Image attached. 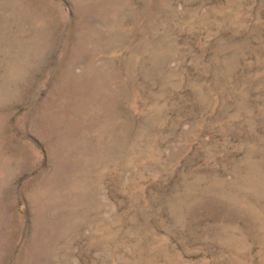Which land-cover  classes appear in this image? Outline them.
Masks as SVG:
<instances>
[{
	"label": "rangeland",
	"instance_id": "1",
	"mask_svg": "<svg viewBox=\"0 0 264 264\" xmlns=\"http://www.w3.org/2000/svg\"><path fill=\"white\" fill-rule=\"evenodd\" d=\"M0 264H264V0H0Z\"/></svg>",
	"mask_w": 264,
	"mask_h": 264
}]
</instances>
